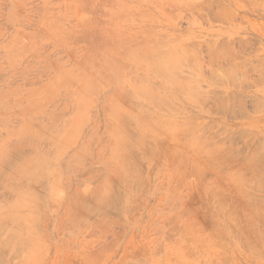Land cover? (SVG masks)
Here are the masks:
<instances>
[{"label": "rangeland", "instance_id": "374dc122", "mask_svg": "<svg viewBox=\"0 0 264 264\" xmlns=\"http://www.w3.org/2000/svg\"><path fill=\"white\" fill-rule=\"evenodd\" d=\"M263 139L264 0H0V264H264Z\"/></svg>", "mask_w": 264, "mask_h": 264}, {"label": "bare ground", "instance_id": "6f19581e", "mask_svg": "<svg viewBox=\"0 0 264 264\" xmlns=\"http://www.w3.org/2000/svg\"><path fill=\"white\" fill-rule=\"evenodd\" d=\"M85 1H86V0H85ZM190 5H191V4H190ZM92 19H93V18H92ZM122 21H123V20H122ZM128 21H130V20H128ZM119 22H120V21H119ZM93 23H94V22H93ZM128 23H129V22H128ZM84 26H86V24H85ZM85 30H86V29H85ZM86 31H87V30H86ZM88 32H89V31H88ZM114 33H116V32H114ZM110 34H111V33H110ZM119 36H120V35H119ZM112 39H113V38H112ZM107 40H108V39H107ZM107 40H106V41H107ZM163 41H165V40H163ZM163 41H162V42H163ZM92 42H93V41H92ZM162 42H161V45H162ZM166 42H167V41H166ZM97 43H98V42H97ZM157 43H159V42H157ZM120 44H121V43H120ZM165 44H167V43H165ZM95 45H96V44H95ZM97 45H99V44H97ZM115 45H116V44H115ZM149 45H150V44H149ZM119 46L122 47L121 45H119ZM119 46H118V48H119ZM138 46H139V45H138ZM164 46H165V45H164ZM89 47H90V46H89ZM99 47H100V46H99ZM101 47H102V46H101ZM104 47H105V46H104ZM113 47H114V46H113ZM116 47H117V45H116ZM116 47H115V48H116ZM131 47H132V46H131ZM146 47H147V46H146ZM157 47H158V46H156V47H154V48H157ZM179 47H181V46H179ZM96 48H97V47H96ZM135 48H136V46H135L134 48L132 47V49H135ZM138 48H139V47H138ZM138 48H137V50H139ZM159 48H160V47H158V49H159ZM182 48H183V47H181V49H179V48H178V49L182 51ZM98 49H99V48H98ZM110 49H111V48H109V49H107V50H110ZM126 49H127V47H126ZM129 49H130V48H129ZM174 49H175V48H174ZM178 49H177V50H178ZM183 49H185V48H183ZM101 50H102V49H101ZM104 50H106V49H104ZM111 50H112V49H111ZM111 50H110V52H111ZM119 50H120V49H119ZM121 50H122V49H121ZM124 50H125V49H124ZM154 50H156V49H154ZM154 50H153V51H154ZM164 50H165V49H164ZM112 51H113V50H112ZM129 51H132V50H129ZM135 51H136V49H135ZM146 51H147V50H146ZM157 51H158V50H157ZM161 51H162V50H161ZM168 51H169V50H168ZM181 51H180V52H181ZM91 52H92V51H91ZM103 52H104V51H103ZM119 52H120V51H119ZM121 52H122V51H121ZM133 52H134V51H133ZM137 52H138V51H137ZM148 52H149V51H148ZM165 52H167V50H165ZM184 52H186V51H184ZM184 52H183V53H184ZM217 52H218V51H217ZM108 53H109V52H108ZM131 53H132V52H131ZM141 53H142V52H141ZM144 53H145V52H144ZM158 53H159V52H158ZM172 53H173V54H172ZM172 53H171V54L174 56V51H173ZM97 54H98V53H97ZM112 54H113V53H112ZM120 54H121V53H120ZM123 54H124V53H123ZM128 54H130V53H128ZM128 54H127V56H129ZM171 54H170V55H171ZM184 54H185V53H184ZM187 54H189V53H187ZM107 55H108V54H107ZM149 55H150V54H149ZM172 55H171V56H172ZM180 55H181V53H180ZM189 55H191V54H189ZM211 55H213V54H211ZM217 55H218V54H217ZM85 56H86V55H85ZM90 56H91V55H90ZM96 56H97V55H96ZM132 56L135 58V55L132 54ZM136 56H137V55H136ZM167 56H168V55H167ZM167 56H166V57H167ZM176 56H179V55L176 54ZM182 56H183V55H182ZM186 56H188V55H186ZM192 56H194V55H192ZM87 57H88V56H87ZM99 57H100V56H99ZM113 57H114V55H113ZM117 57H118V56H117ZM133 57L130 58V59L132 60ZM164 57H165V56H164ZM83 58H84V57H83ZM102 58H103V57H102ZM102 58H101V59H102ZM107 58H108V57H107ZM111 58H112V56H111ZM124 58H125V57H124ZM172 58H173V57H172ZM175 58H176V57H175ZM175 58H173V60H174ZM177 58H178V57H177ZM181 58H184V57H181ZM194 58H195V61H196V56H194ZM217 58H218V56H217ZM85 59H86V57H85ZM90 59H91V58H90ZM90 59H89V60H90ZM103 59H104V58H103ZM105 59H106V57H105ZM139 59H140V58H139ZM166 59H167V58H166ZM179 59H180V57H179ZM185 59H186V58H185ZM185 59H184V61H185ZM189 59H190V56H189ZM214 59H216V57H215ZM92 60H93V59H92ZM110 60H111V59H110ZM136 60H137V59H136ZM147 60H148V59H147ZM156 60H157V59H156ZM158 60H159V59H158ZM167 60H168V59H167ZM176 60H177V59H176ZM186 60H187V59H186ZM193 60H194V59H193ZM212 60H213V59H212ZM80 61H82V59H81ZM94 61H95V60H94ZM106 61H108V59H107ZM132 61H133V60H132ZM137 61H138V60H137ZM137 61H136V62H137ZM142 61L144 62V60H142ZM180 61H181V59H180ZM180 61H179V63H180ZM182 61H183V60H182ZM190 61H191V60H190ZM102 62H103V61H102ZM114 62H115V61H114ZM143 62H138V63L140 64V63H143ZM148 62H149V61H148ZM155 62H156V61H155ZM169 62H170V61H169ZM176 62H177V61H176ZM234 62H235V61H234ZM75 63H76V62H75ZM80 63H81V62H80ZM94 63H95V62H94ZM100 63H101V62H100ZM138 63H137V64H138ZM144 63H145V62H144ZM157 63H158V62H157ZM159 63L161 64L160 61H159ZM159 63H158V64H159ZM173 63H174V62H173ZM179 63H178V64H179ZM185 63H186V62H185ZM82 64H84V61L82 62ZM114 64H115V63H114ZM139 64H138V65H139ZM148 64H149V63H148ZM148 64H147V62H146V66H147ZM155 64H156V63H155ZM169 64H170V63H169ZM176 64H177V63H176ZM92 65H93V64H92ZM92 65H89V66L91 67ZM180 65H181V63H180ZM182 65H183V64H182ZM186 65H187V64H186ZM85 66H86V64H85ZM98 66H99V65H98ZM108 66H109V65H108ZM111 66H113V64H112ZM152 66H153V64H152ZM166 66H167V65H166ZM170 66H171V65H170ZM175 66H176V65H175ZM183 66H184V65H183ZM192 66H193V65H192ZM235 66H236V65H235ZM71 67H72V66H71ZM75 67H76V65H75ZM92 67H94V66H92ZM114 67H115V66H114ZM172 67H173L174 69L176 68V67H174L173 65L171 66V68H172ZM178 67H179V66H178ZM184 67H185V66H184ZM188 67H189V66H188ZM85 68H86V67H85ZM127 68H128V67H127ZM146 68H148V66H147ZM152 68H154V67H152ZM155 68H156V65H155ZM171 68H170V69H171ZM192 68H193V67H192ZM192 68H191V69H192ZM235 68H237V67H235ZM74 69H75V70H74ZM92 69H93V68H92ZM94 69H95V68H94ZM100 69H101V68H100ZM104 69H105V68H104ZM121 69H122V68H121ZM158 69H160V67H159ZM158 69H156V70H158ZM180 69H181V68H180ZM95 70H96V69H95ZM107 70H108V69H107ZM114 70H115V69H113V71H114ZM117 70H118V69H117ZM119 70H120V69H119ZM125 70H126V69H125ZM149 70H150V69H149ZM166 70L168 71V68H166ZM177 70H178V69H177ZM233 70H234V69H233ZM236 70H237V69H236ZM75 71H76V68H73V71H72L73 74H74ZM88 71H89V70H88ZM103 71H104V70H103ZM110 71H111V70H110ZM113 71H112V72H113ZM120 71H121V70H120ZM162 71H163V70H162ZM182 71H183V70H182ZM234 71H235V70H234ZM67 72H68V70H67ZM76 72H77V71H76ZM78 72H79V71H78ZM82 72H83V71H82ZM85 72H86V71H84L83 74H85ZM112 72H111V73H112ZM121 72L123 73V71H121ZM168 72H169V71H168ZM180 72H181V70H180ZM64 73H65V72H64ZM113 73H114V72H113ZM119 73H120V72H119ZM119 73H118V74H119ZM154 73H155V72H154ZM154 73H153V74H154ZM234 73H235V72H234ZM66 74H67V73H66ZM71 74H72V73H71ZM73 74H72V75H73ZM95 74H97V73L95 72ZM153 74H152V75H153ZM163 74H164V73H163ZM163 74H162V75H163ZM172 74H173V73H172ZM172 74H171V75H172ZM226 74H227V73H226ZM237 74H238V73H237ZM68 75H69V72H68ZM72 75H71V77H73ZM79 75H80V74H79ZM115 75H116V72H115ZM119 75H121V74H119ZM158 75H159V74H158ZM160 75H161V73H160ZM165 75H166L167 77L170 76V75L168 76L167 74H165ZM165 75H164V76H165ZM177 75H178V74H177ZM76 76H77V75H76ZM80 76H81L80 81H83V80H81V79H82V75H80ZM110 76H111V75H110ZM66 77H68V76H66ZM74 77H75V76H74ZM87 77H88V75H87ZM103 77H105V76H103ZM115 77H116V76H115ZM167 77H166V78H167ZM173 77H174V76H173ZM182 77H183V76H182ZM69 78H70V77H69ZM84 78H85V77H83V79H84ZM88 78H89V77H88ZM77 79H78V78H77ZM97 79H98V78H97ZM105 79H107V78H105ZM122 79H124V78H122ZM172 79H173V78H172ZM185 79H186V78H185ZM185 79H184V80H185ZM193 79H195V78H193ZM193 79H192V80H193ZM233 79H234V78H233ZM237 79H238V78H237ZM60 80H61V79H60ZM72 80H73V79H72ZM176 80L178 81V79H176ZM176 80H175V82H176ZM187 80H188V79H187ZM190 80H191V79H190ZM230 80H231V79H230ZM55 81H56V80H55ZM85 81H86V80H85ZM107 81H108V79H107ZM124 81H125V80H124ZM124 81H123V82H124ZM168 81H169V80H168ZM172 81H173V80H172ZM188 81H189V80H188ZM195 81H197V80L195 79ZM64 82H65V81H64ZM66 82H67V80H66ZM83 82H84V81H83ZM86 82H88V81H86ZM183 82H184V81H183ZM183 82H181V83H183ZM189 82H190V81H189ZM56 83H58V82H56ZM60 83H61V82H60ZM60 83H58V84H60ZM105 83H106V82H105ZM108 83H109V82H108ZM128 83H129V82H128ZM171 83H172V82H171ZM185 83H186V82H185ZM196 83H198V81L195 82V84H196ZM84 84H85V83H84ZM173 84H175V83H173ZM177 84H178V82H177ZM192 84H193V83H191V85H192ZM99 85H100V84H99ZM131 85H132V83H131ZM131 85H130V86H131ZM133 85H134V83H133ZM175 85H176V84H175ZM181 85H182V84H181ZM181 85H180V86H181ZM191 85H189V86H191ZM84 86H85V85H84ZM84 86H83V87H84ZM86 86H87V84H86ZM137 86H138V85H137ZM184 86L186 87L187 85H184ZM197 86H198V85H197ZM50 87H51V86H50ZM88 87H89V86H88ZM95 87H96V86H95ZM131 87H133V86H131ZM135 87H136V86H135ZM139 87H140V86H139ZM177 87H179V86H177ZM177 87H176V89H177ZM187 87H188V86H187ZM84 88H85V87H84ZM90 88H91V87H90ZM90 88H89V89H90ZM136 88H137V87H136ZM136 88H133V89H136ZM141 88H142V86H141ZM144 88H145V87H144ZM173 88H175V87L173 86ZM181 88H182V87H181ZM192 88H193V87H192ZM85 89L87 90V87H86ZM85 89H84V90H85ZM121 89H122V88H121ZM81 90H82V89H81ZM84 90H82V91H84ZM93 90H94V89H93ZM138 90H139V89H138ZM143 90H145V89H143ZM179 90H181V89L179 88ZM182 90H183V88H182ZM190 90L192 91L191 88H190ZM49 91H50V90H49ZM76 91H78V90H76ZM79 91H80V90H79ZM79 91H78V92H79ZM82 91H80V92H82ZM96 91H97V89H96ZM139 91H140V90H139ZM147 91H148V93H147V95H148V94L150 93V91H149V90H147ZM147 91H146V92H147ZM188 91H189V90H188ZM193 91H195V90H193ZM200 91H201V90H200ZM200 91H199V92H200ZM137 92H138V91H137ZM137 92H136V93H137ZM143 92H144V91H143ZM146 92H145V93H146ZM180 92H183V91H180ZM184 93L186 94V91L183 92V94H184ZM188 93H189V92H188ZM37 94H38V92L36 93V95H37ZM39 94H40V93H39ZM46 94H47V93H46ZM57 94H58V93H57ZM74 94H76V93L74 92ZM78 94H79V93H78ZM83 94H84V93H83ZM141 94H142V93H141ZM192 94H193V93H192ZM193 95H194V94H193ZM193 95H192V96H193ZM48 96H50V95H48ZM48 96H47V97H48ZM54 96H55V95H54ZM82 96H83V95H82ZM143 96H144V95H143ZM145 96H146V94H145ZM190 96H191V95H190ZM52 97H53V96H52ZM55 97H57V96H55ZM79 97L81 98V94L79 95ZM92 97H93V95H92ZM196 97H197V96H196ZM196 97H195V100H196ZM83 98L85 99V97H83ZM110 98H111V97H110ZM140 98H141V97H140ZM149 98H151V97H149ZM175 98H176V97H175ZM197 98H198V97H197ZM48 99H49V98H48ZM86 99H87V98H86ZM91 99H92V98H91ZM193 99H194V98H193ZM52 100H53V98H52ZM52 100H51V101H52ZM161 100H162V99H161ZM41 101H42V100H41ZM45 101H46V100H45ZM86 101H87V100H86ZM117 101H118V100H117ZM149 101H150V100H149ZM155 101H157V103H158V100H155ZM163 101H164V100H163ZM197 101H198V100H197ZM199 101H200V100H199ZM79 102H80V101H79ZM79 102H78V106H79ZM83 102H85V101H83ZM83 102H82V103H83ZM87 102H88V101H87ZM114 102L116 103V100H115ZM150 102H152V101H150ZM153 102H154V101H153ZM153 102H152V103H153ZM166 102H168V101L166 100ZM166 102H165V103H166ZM48 103H49V101H48ZM85 103H86V102H85ZM148 103H149V102H148ZM152 103H151V104H152ZM42 104H43V103H42ZM42 104L40 103V105H42ZM80 104H81V102H80ZM87 104H92V103L90 102V103H87ZM120 104H121V103H120ZM153 104H154V103H153ZM158 104H159V103H158ZM167 104H168V103H167ZM169 104H170V103H169ZM43 105H44V104H43ZM45 105H47V104H45ZM82 106H83V105H82ZM82 106H81V107H82ZM88 106H89V105H88ZM111 106H112V105H111ZM118 106H119V105H118ZM154 106H155V105H154ZM157 106H158V105H157ZM157 106H156V108H157ZM159 106H160V104H159ZM163 106H164V105H163ZM217 106H219V105H217ZM221 106H222V105H221ZM84 107H85V105H84ZM84 107H82V108H84ZM86 107H87V106H86ZM86 107H85V108H86ZM115 107H117V106H115ZM161 107H162V106H161ZM228 107H229V106H228ZM120 108H121V107H120ZM79 109H80V107H79ZM87 109H89V108H87ZM115 109H116V110H115V112H116V111H117V108H115ZM161 109H162V108H161ZM161 109H160V110H161ZM163 109H164V108H163ZM166 109H167V108H166ZM220 109H222V108H220ZM220 109H219V110H220ZM231 109H232V108H231ZM231 109H230V110H231ZM81 110H82V109H81ZM112 110H113V109H112ZM121 110H122V109H121ZM124 110H125V109H124ZM129 110H130V109H129ZM142 110H143V108H142ZM145 110H146V109H145ZM167 111H168V110H167ZM167 111H166V112H167ZM80 112H81V111H80ZM112 112H113V111H112ZM125 112L127 113V111H125ZM149 112H150V111H149ZM164 112H165V111H164ZM168 112H169V111H168ZM83 113H86V112H83ZM87 113H88V110H87ZM113 113H114V112H113ZM116 113H117V112H116ZM119 113H120V111H119ZM144 113H145V112H144ZM29 114H30V113H29ZM114 114H115V113H114ZM121 114H122V113H121ZM146 114H147V113H146ZM146 114H145V115H146ZM48 115H49V114H48ZM77 115H79V112H78ZM81 115H82V114H81ZM85 115L87 116V114H85ZM130 115H132V114H130ZM142 115H143V114H142ZM147 115H148V114H147ZM83 116H84V114H83ZM83 116H82V117H83ZM148 116H149V115H148ZM151 116H152V115H151ZM154 116H155V115H154ZM3 117H4V116H3ZM131 117H132V116H131ZM135 117H136V118H135V119H136V122H138V123L140 124L142 119H140V117H138V118L140 119V122H139V120H138V118H137V115H135ZM155 117H156V116H155ZM155 117H154V118H155ZM49 118H50V117H49ZM77 118H78V117H77ZM149 118H150V116H149ZM157 118H158V117H156V119H157ZM160 118H162V117H160ZM55 119H57V118H55ZM110 119H111V118H110ZM75 120H76V122H77L78 119L75 118ZM137 120H138V121H137ZM164 120H166V119H164ZM121 121H122V120H121ZM134 121H135V120H134ZM148 121H149V120H148ZM54 122H55V120H54ZM81 122H82V121H81ZM83 122H84V121H83ZM154 122H155V121H154ZM156 122H157V121H156ZM159 122L164 123V122H162V121H158L157 123L160 124ZM166 122H167V124H165V126H166V125L168 126V124H169L168 122H169V121H166ZM55 123H56V122H55ZM73 123H74V122H73ZM78 123H79V122H78ZM84 123H85V122H84ZM118 123H119V122H118ZM172 123H173V122H172ZM177 123H178V122H177ZM187 123H188V122H187ZM80 124H81V123H80ZM82 124H83V123H82ZM142 124H145L144 121H142V123H141L139 126H142ZM146 124L148 125V123H146ZM150 124H151V123H150ZM150 124H149V125H150ZM25 125H26V124H25ZM52 125H53V124H52ZM118 125H119V124H118ZM118 125H117V126H118ZM126 125H127V124H126ZM149 125H148V126H149ZM154 125L156 126V124H154ZM160 125H161V124H160ZM177 125H178V124H177ZM186 125H187V124H186ZM194 125H195V124H194ZM194 125H193V126H194ZM75 126H76V125H75ZM143 126L145 127V125H143ZM148 126L146 127V129L148 128L149 131H150V134H151V132H154L153 130H151L153 127H151V129H150V127H148ZM157 126H158V125H157ZM161 126H162V125H161ZM163 126H164V124H163ZM172 126H173V125H171V127H172ZM174 126H175V125H174ZM180 126H183V125H180ZM189 126H191V125H189ZM195 126H196V125H195ZM115 127H116V126H115ZM131 127H132V126H131ZM196 127H197V126H196ZM198 127H199V126H198ZM120 128H121V127H120ZM120 128H119V130H120ZM142 128H143V127H141L140 129H142ZM160 128H161V127H160ZM163 128H164V127H163ZM167 128H168V127H167ZM177 128H178V127H177ZM186 128H188V125H187ZM115 129H116V128H115ZM146 129H145V130H146ZM148 129H147V130H148ZM165 129H166V127H165ZM173 129H175V127H174ZM179 129H181V127H179ZM193 129H194V128H193ZM76 130H79V129H76ZM119 130H118V131H119ZM125 130H126V129H125ZM159 130H160V129H159ZM162 130H163V129H162ZM169 130L172 131V129H169ZM191 130H192V129H191ZM196 130H197V129H196ZM198 130H200V129H198ZM18 131L20 132V129H19ZM27 131H29V130L27 129ZM160 131H161V130H160ZM180 131H182V130H180ZM192 131H193V130H192ZM194 131H195V130H194ZM194 131H193V132H194ZM47 132H48V131H47ZM74 132H75V131H74ZM142 132H143V131H142ZM145 132H146V131H145ZM147 132H148V131H147ZM166 132H167V131H166ZM172 132H173V131H172ZM182 132H183V131H182ZM198 132H200V131H198ZM20 133H22V131H21ZM40 133H41V132H40ZM124 133H125V132H124ZM126 133H127V132H126ZM143 133H144V132H143ZM156 133H157V132H156ZM156 133H155V134H156ZM168 133H169V132H168ZM173 133H175V131H174ZM184 133H185V132H184ZM194 133H195V132H194ZM196 133H197V131H196ZM17 134H18V132H17ZM114 134H115V132H114ZM152 134H153V133H152ZM152 134H151V135H152ZM197 134H198V133H197ZM199 134H200V133H199ZM202 134H203V133H202ZM144 135H145V134H144ZM146 135H147V134H146ZM170 135H171V134H170ZM191 135H192V134H191ZM117 136H118V135H117ZM117 136H116V138H118ZM128 136H129V135H128ZM171 136H172V135H171ZM54 137H55V136H54ZM119 137H120V134H119ZM149 137H150V136H149ZM158 137H159V136H158ZM175 137H176V135H175ZM189 137H190V135H189ZM201 137H202V136H201ZM129 138H130V136H129ZM179 138H180V137H179ZM190 138L193 139L192 136H191ZM205 138H206V137H204L203 139H205ZM118 139H119V138H118ZM120 139H121V138H120ZM120 139H119V140H120ZM122 139H123V138H122ZM122 139H121V140H122ZM133 139H134V138H133ZM137 139H138V138H137ZM137 139H136V141H137ZM191 139H190V141H191ZM194 139H195V138H194ZM194 139H193V140H194ZM197 139H199V138H197ZM200 139H201V138H200ZM116 140H117V139H116ZM128 140H129V139H128ZM131 140H132V139H131ZM185 140H186V139H185ZM193 140H192V141H193ZM206 140H207V139H206ZM263 140H264V139H263ZM129 141H130V140H129ZM139 141H140V140H139ZM142 141H143V140H142ZM200 141H201V140H200ZM204 141H205V140H204ZM186 142L188 143L189 141H186ZM198 142H199V141H198ZM198 142H197V143H198ZM219 142H220V141H219ZM219 142H218V143H219ZM221 142H222V141H221ZM263 142H264V141H263ZM65 143H66V142H65ZM119 143H121V142H119ZM135 143H137V142H135ZM159 143H160V142H159ZM184 143H185V142H184ZM187 143H186V144H187ZM191 143H192V142H191ZM67 144H68V143H67ZM116 144H117V143H116ZM140 144H141V143H140ZM192 144L194 145V143H192ZM200 144H201V143H200ZM200 144H199V145H200ZM262 144H263V143H262ZM262 144H261V145H262ZM60 145H62V144H60ZM60 145H59V147H62V146H60ZM137 145H138V144H137ZM142 145H143V144H142ZM189 145H190V143H189ZM195 145H197V144H195ZM199 145H198L197 148H199ZM206 145H207V144H206ZM211 145H212V144H211ZM214 145H215V143H214ZM216 145H217V143H216ZM216 145H215V147H216ZM261 145H260V146H261ZM115 146H119V147H120V144H119V145L117 144V145H115ZM121 146H122V148H123V145H121ZM173 146H174V145H173ZM173 146H172V147H173ZM217 146H218V145H217ZM262 146H263V145H262ZM113 147H114V145H113ZM113 147H112V149L114 150ZM141 147H142V146H141ZM143 147H144V145H143ZM207 147H209V146L207 145ZM115 148H116V147H115ZM186 148H189V146L186 147ZM197 148H196V149H197ZM202 148H203V146H202ZM213 148H214V147H213ZM61 149H62V148H61ZM117 149H118V148H117ZM120 149H121V148H120ZM120 149H119V151H120ZM126 149H127V148H126ZM144 149H145V148H144ZM148 149H149V148H148ZM169 149H170V148H169ZM174 149H175V148H174ZM180 149H181V148H180ZM200 149H201V146H200ZM204 149H205V148H204ZM210 149H212V148H210ZM258 149H260V147H259ZM62 150H63V149H62ZM189 150H191V148H190ZM198 150H199V149H198ZM205 150H206V149H205ZM207 150H208V148H207ZM63 151H64V150H63ZM152 151H153V150H152ZM176 151H177V147H176ZM191 151H193V150H191ZM201 151H202V150H201ZM262 151H263V150H262ZM124 152H125V150H124ZM131 152H132V151H131ZM205 152H206V151H205ZM205 152H203V153L206 154ZM259 152H260V151H259ZM9 153H10V152H9ZM114 153H115V152L113 151V154H114ZM201 153H202V152H201ZM2 154H3V153H2ZM131 154H132V153H131ZM204 154H202V155H204ZM207 154H208V153H207ZM217 154H218V153H217ZM219 154H220V153H219ZM252 154H253V152H252ZM256 154H257V153H256ZM256 154H255V155H256ZM263 154H264V153H263ZM121 155H122V154H121ZM149 155H150V154H149ZM152 155H153V154H152ZM152 155H150V156H152ZM173 155H174V153H173ZM183 155H184V154H183ZM196 155H197V154H196ZM249 155L251 156V154H249ZM255 155H254V156H255ZM110 156H111V155H110ZM180 156H181V154H180ZM192 156H193V155H192ZM111 157H112V156H111ZM125 157H126V156H125ZM175 157H176V156H175ZM181 157H182V156H181ZM196 157H197V156H196ZM252 157H253V156H252ZM122 158H123V157H122ZM150 158H151V157H150ZM177 158H178V157H177ZM184 158H185V157H184ZM198 158H199V156H198ZM205 158H206V157H205ZM208 158H209V157H208ZM208 158H207V159H208ZM256 158H257V157H256ZM10 159H11V158H10ZM125 159H126V158H125ZM128 159H129V158H128ZM179 159H180V158H179ZM185 159H186V158H185ZM28 160H29V159H28ZM113 160H114V159H113ZM120 160H121V159H120ZM186 160H187V159H186ZM200 160H201V159H200ZM204 160H205V159H204ZM251 160H252V159H251ZM254 160H255V159H254ZM20 161H21V160H20ZM180 161H181V160H180ZM187 162H188V161H187ZM196 162H197V161H196ZM196 162H195V163H196ZM207 162H208V161H207ZM209 162H210V160H209ZM21 163H23V162H21ZM30 163H31V162H30ZM175 163H176V162H175ZM175 163H173V164H175ZM195 163H192V164H195ZM203 163H204V162H203ZM211 163H212V162H211ZM227 163H228V162H227ZM15 164H16V163H15ZM133 164H134V163H133ZM136 164H137V163H136ZM196 164H198V163H196ZM196 164H195V165H196ZM204 164H205V163H204ZM207 164H208V163H207ZM213 164H214V162H213ZM215 164H216V163H215ZM248 164H249V163H248ZM248 164H247V165H248ZM251 164H252V163H251ZM18 165H19V164H18ZM21 165H22V164H21ZM137 165H138V164H137ZM202 165H203V164H202ZM202 165H201V166H202ZM249 165H250V164H249ZM25 166H26V165H25ZM174 166H175V165H174ZM199 166H200V165H199ZM207 166H208V165H207ZM209 166H210V165H209ZM214 166H215V165H214ZM136 167H137V166H136ZM176 167H177V166H176ZM179 167H180V166H179ZM197 167H198V166H197ZM212 167H213V166H212ZM215 167H216V166H215ZM221 167H222V166H221ZM20 168H21V167H20ZM28 168H29V167H28ZM200 168H201V167H200ZM200 168H199V169H200ZM208 168H209V167H208ZM21 169H22V168H21ZM131 169H132V168H131ZM175 169H176V168H175ZM18 170H19V169H18ZM28 170H29V169H28ZM211 170H212V169H211ZM217 170H219V167H218ZM262 170H263V169H262ZM262 170H261V171H262ZM29 171H30V170H29ZM125 171H126V170H125ZM253 171H254V170H253ZM12 172H13V171H12ZM15 172H16V171H15ZM202 172H203V171H202ZM236 173H238V172H236ZM21 174H22V173H21ZM230 174H231V173H230ZM230 174H228V175H230ZM239 174H240V173H239ZM261 174H262V172H261ZM24 175H25V174H24ZM263 175H264V174H263ZM199 176H200V175H199ZM235 176H237V174H236ZM235 176H234V177H235ZM243 176H244V175H243ZM13 177H14V174H13ZM136 177H137V176H136ZM201 177H202V176H201ZM263 177H264V176H263ZM241 178H242V177H241ZM255 178H256V177H255ZM36 179H37V178H36ZM38 179H39V178H38ZM229 179H230V178H229ZM231 179H233V178H231ZM234 179L236 180V177H235ZM244 179H245V178H244ZM120 180H121V179H120ZM249 180H250V179H249ZM232 181H233V180H232ZM239 181H240V180H239ZM244 181H246V180H244ZM253 181H254V180H253ZM262 181H263V180H262ZM262 181H261V182H262ZM219 182H220V181H219ZM247 182H248V179H247ZM121 183H122V182H121ZM128 183H129V182H128ZM237 183H238V182H237ZM249 183H250V182H249ZM21 184H22V183H21ZM21 184H20V185H21ZM138 184H139V183H138ZM261 184H262V183H261ZM36 185H37V184H36ZM129 185H130V184H129ZM250 185H251V183H250ZM243 186H244V185H243ZM257 186H258V185H257ZM262 186H263V184H262ZM237 187H238V186H237ZM252 187H253V186H252ZM255 187H256V186H255ZM84 188H86V187H84ZM84 188H83V189H84ZM219 188H220V187H219ZM219 188H218V189H219ZM262 188H263V187H262ZM262 188H261V189H262ZM216 189H217V188H216ZM258 189H259V188H258ZM263 189H264V188H263ZM84 190H85V189H84ZM84 190H83V191H84ZM112 190H113V189H112ZM214 190H215V189H214ZM241 190H242V189H241ZM253 190H254V189H253ZM109 191H110V190H109ZM211 191H212V190H211ZM221 191H222V190H221ZM221 191H220V192H221ZM263 192H264V191H263ZM212 193H213V192H212ZM243 193H245V192H243ZM250 193H251V192H250ZM53 194H54V193H53ZM61 195H62V194H61ZM104 195H105V194H104ZM106 196H107V195H106ZM213 196H214V195H213ZM221 196H222V195H221ZM221 196H220V197H221ZM57 197H58V196H57ZM100 197H101V196H100ZM243 197H244V196H243ZM245 197H246V196H245ZM263 197H264V196H263ZM222 198H223V197H222ZM39 199H40V198H39ZM103 199H104V198H103ZM240 199H241V198H240ZM246 200H249V199H246ZM15 201H16V198H15ZM53 201H54V200H53ZM55 201H56V200H55ZM221 201H222V200H221ZM239 201H240V200H239ZM241 201H242V200H241ZM243 201H244V200H243ZM243 201H242V202H243ZM251 201H252V199H251ZM251 201H250V202H251ZM254 201H255V199H254ZM24 202L26 203V201H24ZM246 202H247V201H246ZM246 202H244V203H246ZM14 203H15V202H14ZM220 203H221V202H220ZM226 203H227V202H226ZM15 204H16V203H15ZM17 204H19V203H17ZM113 204H114V203H113ZM116 204H117V203H116ZM222 204H223V203H222ZM222 204H221V205H222ZM259 204H260V200H259ZM221 205H220V207H221ZM223 205H224V204H223ZM22 206H23V205H22ZM24 206H25V205H24ZM100 206H101V205H100ZM217 206H218V205H217ZM227 206H228V205H227ZM249 206H250V205H249ZM252 206H253V205H252ZM252 206H250V207H251V208H255V207H252ZM254 206H255V205H254ZM105 207H106V206H105ZM95 208H96V207H95ZM100 208H101V207H100ZM223 208H224V207H223ZM226 208H227V207H226ZM244 208H245V207H244ZM244 208H242V209H244ZM219 209L221 210V208H219ZM230 210H231V209H230ZM232 210H233V209H232ZM250 210H251V209H250ZM252 210H253V209H252ZM259 210H260V209H259ZM15 211H16V209H15ZM221 211H222V210H221ZM227 211H228V210H227ZM241 211H242V210H241ZM253 211H255V210H253ZM260 211H261V210H260ZM10 212H11V210H10ZM225 212H226V211H225ZM249 212H250V211H249ZM255 212H256V211H255ZM12 213H13V212H12ZM227 213H228V212H226V214H227ZM236 213H237V212H236ZM242 213H243V211H242ZM256 213H259V212L257 211ZM226 214H225V216L228 215V214H227V215H226ZM230 214H231V213H230ZM238 214H239V213H238ZM254 214H255V213H254ZM12 215H14V214H12ZM95 215H96V214H95ZM101 215H102V214H101ZM10 216H11V215H10ZM263 216H264V215H263ZM238 217H239V216H238ZM242 217H243V216H242ZM245 217H246V216H245ZM0 218H1V217H0ZM222 218H223V217H222ZM225 218H226V217H225ZM230 218H231V217H230ZM243 218H244V217H243ZM257 218H259V217L257 216ZM15 219H16V218H15ZM233 219H234V218H233ZM233 219H231V220H233ZM9 220H10V219H9ZM17 220H18V219H17ZM100 220H101V219H100ZM227 220H228V219H227ZM6 221H7V219H6ZM263 221H264V220H263ZM0 222H1V221H0ZM12 222H13V221H12ZM21 222H22V221H21ZM255 222H258V221H255ZM1 223H2V222H1ZM100 224H101V223H100ZM109 226H110V225H109ZM247 226H249V225H247ZM255 227H256V226H255ZM244 228H245V227H244ZM95 229H98V228H95ZM234 229H235V228H234ZM261 229H262V228H261ZM261 229H260V230H261ZM258 230H259V229H258ZM237 231H239V230H237ZM244 231H245V230H244ZM253 231H254V229H253ZM255 231H256V230H255ZM256 232H257V231H256ZM261 232H262V231H261ZM239 233H241V232H239ZM257 233H258V232H257ZM249 234H250V232H249ZM235 235H236V234H235ZM260 235H261V234H260ZM257 236H258V235H257ZM239 237H240V236H239ZM242 237H244V236L242 235ZM242 237H240V238L242 239ZM253 237H254V236H253ZM255 237H256V236H255ZM260 237H261V236H260ZM6 238H7V237H6ZM9 238H10V237H9ZM9 238H7V239H9ZM235 238H236V237H235ZM11 239H12V238H11ZM28 239H29V238H28ZM241 239H240V240H241ZM257 239H259V238H257ZM30 240H31V239H30ZM255 240H256V239H255ZM26 241H27V240H26ZM243 241H244V240H243ZM9 242H10V241H9ZM17 242H18V241H17ZM244 242H245V241H244ZM246 243H247V242H246ZM249 244H250V242H249ZM253 244H255V243L253 242ZM259 245H260V244H259ZM247 246H248V245H247ZM261 246H262V245H261ZM18 247H19V246H18ZM252 247H253V246H252ZM244 248H245V247H244ZM252 251H253V250H252ZM222 255H223V254H222ZM18 256H19V255H18ZM32 257H33V256H32ZM26 258H27V257H26ZM223 258H224V257H223ZM226 258H227V257H226ZM31 259H32V258H31ZM29 262H30V261H29ZM27 263H28V262H26V264H27Z\"/></svg>", "mask_w": 264, "mask_h": 264}]
</instances>
